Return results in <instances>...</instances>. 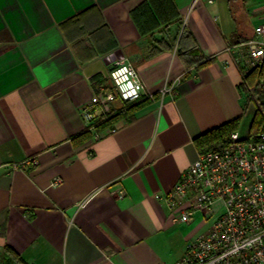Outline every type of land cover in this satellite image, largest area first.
Listing matches in <instances>:
<instances>
[{"label": "crops", "instance_id": "crops-1", "mask_svg": "<svg viewBox=\"0 0 264 264\" xmlns=\"http://www.w3.org/2000/svg\"><path fill=\"white\" fill-rule=\"evenodd\" d=\"M193 1L0 0V264H174L198 235L162 196L195 138L242 112L227 47L254 36L264 0ZM119 60L143 98L86 122Z\"/></svg>", "mask_w": 264, "mask_h": 264}, {"label": "built area", "instance_id": "built-area-1", "mask_svg": "<svg viewBox=\"0 0 264 264\" xmlns=\"http://www.w3.org/2000/svg\"><path fill=\"white\" fill-rule=\"evenodd\" d=\"M201 1L194 0L193 7ZM227 50L244 74L259 66L264 61V22L255 26L253 37H236ZM110 78L123 100L143 96L144 84L132 63L116 61ZM115 97V92L107 91L104 99L86 104L85 121L96 120L99 107L104 113L109 111L106 103ZM31 160L37 163L36 158ZM61 182L62 178L56 177L51 184ZM124 195L120 190L119 197ZM162 197L174 222H192L198 212L210 221L208 230L189 240L174 264H264V132L249 139L237 131L229 142L200 153Z\"/></svg>", "mask_w": 264, "mask_h": 264}, {"label": "trees", "instance_id": "trees-1", "mask_svg": "<svg viewBox=\"0 0 264 264\" xmlns=\"http://www.w3.org/2000/svg\"><path fill=\"white\" fill-rule=\"evenodd\" d=\"M247 39H249V37L242 36L241 34L237 36V40ZM182 53L185 54V52ZM239 89L243 102L242 112L226 122L197 136L195 141L200 153L216 149L219 145L229 142L232 134L239 130L242 119L251 106L254 107V116L247 137L249 139H256L259 137L260 133L264 132V61L259 66L252 68L244 74ZM115 96L120 97L117 91L115 92ZM142 98L143 96L138 100L124 101L126 103L136 102ZM108 122L109 118H107L105 123ZM9 259L11 260V258Z\"/></svg>", "mask_w": 264, "mask_h": 264}, {"label": "rangeland", "instance_id": "rangeland-1", "mask_svg": "<svg viewBox=\"0 0 264 264\" xmlns=\"http://www.w3.org/2000/svg\"><path fill=\"white\" fill-rule=\"evenodd\" d=\"M251 108L254 109L253 106H251ZM252 110V109H250ZM248 114V113H247ZM250 116V115H249ZM249 122L250 120L247 119V123L246 121H243L242 125H241V128L239 129V134L241 136H245L246 132L248 131L249 129ZM209 225H210V221H207L205 219V216L203 215L202 212H198L195 216H194V220L191 222V223H187V225L184 227V230L186 232H190L191 230H193L194 228H198L199 229V232L198 234H201V233H204L208 230L209 228ZM197 226V227H196Z\"/></svg>", "mask_w": 264, "mask_h": 264}, {"label": "water", "instance_id": "water-1", "mask_svg": "<svg viewBox=\"0 0 264 264\" xmlns=\"http://www.w3.org/2000/svg\"><path fill=\"white\" fill-rule=\"evenodd\" d=\"M116 58L115 56H110V59L109 58H103L101 61L105 64V65H108L110 64L111 62L115 61ZM98 63V62H97ZM96 63V64H97Z\"/></svg>", "mask_w": 264, "mask_h": 264}, {"label": "clouds", "instance_id": "clouds-1", "mask_svg": "<svg viewBox=\"0 0 264 264\" xmlns=\"http://www.w3.org/2000/svg\"><path fill=\"white\" fill-rule=\"evenodd\" d=\"M125 71H130V69H124Z\"/></svg>", "mask_w": 264, "mask_h": 264}]
</instances>
